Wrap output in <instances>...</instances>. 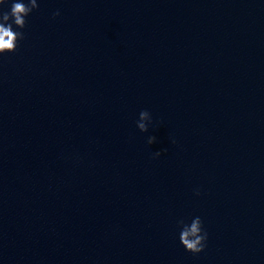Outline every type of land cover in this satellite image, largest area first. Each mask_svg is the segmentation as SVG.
Wrapping results in <instances>:
<instances>
[{
  "label": "clouds",
  "instance_id": "1",
  "mask_svg": "<svg viewBox=\"0 0 264 264\" xmlns=\"http://www.w3.org/2000/svg\"><path fill=\"white\" fill-rule=\"evenodd\" d=\"M7 3V0H0V6ZM38 8L37 0H28L27 3L23 0H13L10 11H0V55L6 53H13L17 50L18 42L25 38L22 31H16L13 25L18 29L25 28L27 24L26 17L34 10ZM54 15H59V12ZM152 117L149 111L142 110L139 113V120L136 122L137 128L141 132L148 131V125L151 123ZM156 142L155 136H149L147 143L152 145ZM175 141H173L174 143ZM167 149L156 151L153 153V158L162 155V152H166ZM196 195H199V190L196 191ZM178 225L181 227L179 234V241L186 251L199 254L204 251L206 247V241L208 234L203 229L202 220L199 216L192 219L191 223H185L183 219L178 221Z\"/></svg>",
  "mask_w": 264,
  "mask_h": 264
}]
</instances>
